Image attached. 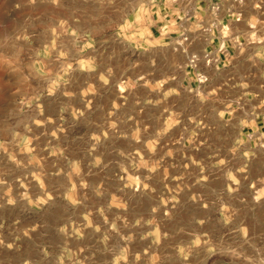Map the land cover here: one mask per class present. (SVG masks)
Instances as JSON below:
<instances>
[{
  "label": "rangeland",
  "instance_id": "374dc122",
  "mask_svg": "<svg viewBox=\"0 0 264 264\" xmlns=\"http://www.w3.org/2000/svg\"><path fill=\"white\" fill-rule=\"evenodd\" d=\"M140 2L0 0V264H264V95H188Z\"/></svg>",
  "mask_w": 264,
  "mask_h": 264
},
{
  "label": "crops",
  "instance_id": "0c3cea01",
  "mask_svg": "<svg viewBox=\"0 0 264 264\" xmlns=\"http://www.w3.org/2000/svg\"><path fill=\"white\" fill-rule=\"evenodd\" d=\"M135 11L140 45L182 54L188 95H264V0H141ZM255 97L253 133L264 128Z\"/></svg>",
  "mask_w": 264,
  "mask_h": 264
},
{
  "label": "built area",
  "instance_id": "2783aa9c",
  "mask_svg": "<svg viewBox=\"0 0 264 264\" xmlns=\"http://www.w3.org/2000/svg\"><path fill=\"white\" fill-rule=\"evenodd\" d=\"M195 61H196V59H195V57H194V58L192 59L191 63H192V64H195ZM198 80H199V82H204V77H203V76H199Z\"/></svg>",
  "mask_w": 264,
  "mask_h": 264
}]
</instances>
